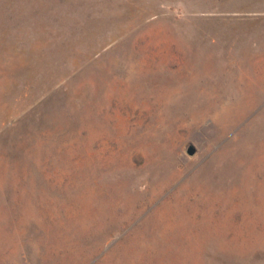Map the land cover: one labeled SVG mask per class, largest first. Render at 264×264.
I'll return each mask as SVG.
<instances>
[{
    "label": "rangeland",
    "instance_id": "rangeland-1",
    "mask_svg": "<svg viewBox=\"0 0 264 264\" xmlns=\"http://www.w3.org/2000/svg\"><path fill=\"white\" fill-rule=\"evenodd\" d=\"M0 264H264V0H0Z\"/></svg>",
    "mask_w": 264,
    "mask_h": 264
},
{
    "label": "water",
    "instance_id": "water-1",
    "mask_svg": "<svg viewBox=\"0 0 264 264\" xmlns=\"http://www.w3.org/2000/svg\"><path fill=\"white\" fill-rule=\"evenodd\" d=\"M195 151H196L195 147L193 145H189L187 153L189 155H193L195 153Z\"/></svg>",
    "mask_w": 264,
    "mask_h": 264
}]
</instances>
